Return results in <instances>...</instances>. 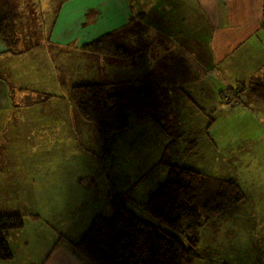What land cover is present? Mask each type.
Masks as SVG:
<instances>
[{"label": "crops", "instance_id": "1", "mask_svg": "<svg viewBox=\"0 0 264 264\" xmlns=\"http://www.w3.org/2000/svg\"><path fill=\"white\" fill-rule=\"evenodd\" d=\"M141 1H144L140 8L145 12L143 31L147 50L140 53L139 58L133 57L140 64L138 69L133 66L131 58L129 61L115 59L111 63L106 56L96 55L101 66L113 64L112 69L117 72L148 71L153 66V60L164 55L163 50L170 46L167 54L173 52L182 57L188 72L180 82L185 92L173 94L177 96L173 99V105L177 106L178 101L183 100L180 95H192L187 87L195 89L198 94L196 96L202 99L206 92H214V87L216 92H221L224 89L222 86L226 89L238 83H248L259 76L264 77V0H139V3ZM25 2L27 7L22 5ZM135 4L133 0H18L16 3L19 13L18 33L21 26L26 31L31 30L28 21H31L30 16L34 14L33 22H38L47 31L50 29L52 48L67 50L69 54H74L75 59L72 61L56 57L54 52H47L41 43H35L24 53H13L7 51L6 43L0 38V213H19V204L34 199L38 194L35 185L41 183L40 177L44 174L41 168L49 163L32 159L29 152L33 151V147L26 138L31 134H35L37 141L42 136L52 137V145L44 149L52 151L51 162L55 172L52 175V200L76 201L74 205L64 208L70 215L78 217L79 226L84 229L82 233L96 214H103L102 202L98 199H104L107 209L113 211L114 195L103 186L106 183V164L104 161L99 162L100 154L107 150L110 152V146L113 149L116 145L119 149L124 136L137 134L139 125L159 135L158 140L165 136L167 138L160 124L152 117L138 121L130 115L134 119L129 118L128 127L122 134H117L113 144L106 147L98 130L82 120L66 98L51 100L49 107L54 109L52 112L47 110V105L22 107L11 103L12 91L15 93V103H20L26 93L52 92L53 86L59 87L62 84L59 82V75H62L59 72L65 71L69 63L76 70L89 62L93 63L96 57H90L83 50V45L104 32L119 29L125 31L128 23L132 22ZM135 36L138 35L132 34L130 37L136 43L134 48H137ZM46 48L50 49L48 44ZM20 65H26V68H20ZM55 79L58 82H54ZM242 103L248 106L252 104L253 110L256 107L264 113V99L252 92L246 91L243 94ZM171 115L178 119V108L172 106ZM181 126L183 128L179 121L174 127L175 133L179 132ZM134 143L125 144V150L130 149ZM107 164L111 168V163ZM88 171H91V175ZM108 173H112V168ZM86 185L92 187V193ZM131 192L132 188L130 201L137 203V197L132 196ZM151 192L147 193V198ZM88 199H92V202L89 203ZM76 211H80L78 215ZM219 220L214 224H219ZM203 226L201 231L204 230ZM27 230L21 227L7 232L6 237L13 254L11 259H16L20 250L29 247L27 257L34 259V262L24 261L25 264H89L72 246L74 240L71 238L65 237L62 242L61 238L55 240L57 242L54 247L49 239L41 240L40 243L30 242ZM241 239L238 238V244ZM222 241L225 244L227 240ZM51 246L54 248L51 249ZM46 252L45 259L40 262L38 258ZM6 260L0 259V264H6Z\"/></svg>", "mask_w": 264, "mask_h": 264}, {"label": "trees", "instance_id": "2", "mask_svg": "<svg viewBox=\"0 0 264 264\" xmlns=\"http://www.w3.org/2000/svg\"><path fill=\"white\" fill-rule=\"evenodd\" d=\"M17 2L0 0V38L6 43L7 51L23 53L27 49H19ZM129 26L128 23L126 28ZM128 31L134 32L129 28ZM120 37V29L104 32L85 43L83 50L90 57H112L111 63L115 59H132L137 68L140 64L133 57L139 58L147 50V41L137 49L130 36ZM169 49L170 46L166 47L164 55L153 60L151 70L139 73L117 72L109 63L101 66L97 57L78 70L69 63L65 71L59 72L62 84L53 86L52 92L26 93L20 103H15L12 91L11 103L48 107L51 100L66 98L81 119L98 130L109 147L117 134L128 127L130 115L138 121L152 117L161 126L172 118L173 99L177 97L173 94L185 92L180 82L188 72L184 59L173 52L167 54ZM246 91L264 99V77L229 86L220 96L224 102L239 104ZM171 145L170 141L168 146ZM161 162L168 167L167 177L144 204L151 218L129 205L130 191L116 193L112 198L113 213L96 214L81 237L71 242L89 264H195L203 257L198 229L211 220L225 218L245 198L235 178L209 176L166 159L165 155ZM23 225L22 214L0 213V259L12 258L6 234Z\"/></svg>", "mask_w": 264, "mask_h": 264}, {"label": "rangeland", "instance_id": "3", "mask_svg": "<svg viewBox=\"0 0 264 264\" xmlns=\"http://www.w3.org/2000/svg\"><path fill=\"white\" fill-rule=\"evenodd\" d=\"M137 1L138 3L135 4L133 0L135 11L128 27L134 32L129 33L126 28L125 31H120V38H128L132 34L133 36L137 34L138 36H135L134 39L138 49L145 37L143 31L145 12L140 8L144 1L141 3L139 0ZM22 5L27 7L26 2ZM30 17L31 21L28 22L31 30L26 31L22 26L19 28L20 36H18L21 37L19 49L28 51L35 43H41L47 52H54L56 57L60 58L61 56L65 60L68 58L74 61L75 56L69 54V51L52 48L50 32L38 25V22H33L34 14H31ZM47 44L50 49L46 48ZM57 52L63 53V55ZM107 58L113 59L109 56ZM19 67L25 69L26 65ZM136 67L138 69V66ZM222 87L225 90V87ZM187 88L192 91L191 96L194 98L184 94L180 95L186 100H180L178 106H173L178 108L179 118L171 115L172 118L165 120L164 126L160 125L162 133L167 134L166 139L165 136L158 140L159 135L151 133L144 125H139L136 129L138 130L137 134L124 136L119 149L115 145L113 149L111 147L110 152L107 150L100 154L99 162L104 161L106 164L104 166L106 183L103 186L106 190L113 192V195L117 192H129L132 188L131 195L136 196L138 202L135 203L131 200L129 205L138 213L146 216L148 212L145 211L144 204L147 193L150 190L154 191L167 177L164 171H168V167L161 162L163 155L166 159L182 166L199 168V171L209 176L236 177L237 179H235L243 188L245 198H247L242 200L224 220H222L223 218L219 220V224H214L216 220H211L203 226V231H201L202 227L198 229L199 246L203 257L195 264H264V131H261L264 129V113L256 107L253 110L252 104L248 106L244 103L224 102L220 92L215 91V87L213 88L214 92H206V96L202 99L196 96L198 94L195 89ZM50 100L51 98H49ZM47 110L52 112V108L49 106ZM226 114L227 116H225ZM132 119L134 118L131 116L130 120ZM179 121L182 122L183 128L181 126L177 134L174 127ZM26 138L33 147V151L29 152L33 156L32 159L49 164L48 166L43 165L41 168L44 174L40 177L41 183L35 185V192L38 193L37 198L19 204V213L24 218L23 229H28L26 235L30 236V242L33 243L49 239V242L54 246L59 238L62 242L65 237L76 241L83 234V226H79L76 215H70L69 211L64 208L74 205L76 201L70 199L52 200V175L55 173L51 162L52 151L44 150L52 145V137L42 136L37 141L35 134H31ZM170 141L172 145L168 146ZM129 143H134V145L125 150L124 145ZM164 150H166L165 153ZM107 163H111L112 173H108L111 168ZM99 169L101 171V166ZM88 172L91 175V171ZM142 177L145 179L144 181H142ZM138 181L140 184L137 186ZM85 184H82L81 187L83 188ZM135 185L137 188L134 187ZM87 187L92 193V187ZM98 200L102 202L101 212L105 216H109L113 211L107 209L104 199ZM87 201L90 203L92 199ZM79 212L76 211V214L78 215ZM149 217L151 218V216ZM39 225L41 226L38 231L33 233ZM45 229H47V234ZM238 238H242L239 244L237 243ZM55 240L57 241L54 242ZM222 240L227 241L224 244ZM28 252L29 247L23 248L16 259L6 260V264H25L23 262H29V260L34 262V259L27 257ZM46 254L47 252L38 258L40 262L45 259Z\"/></svg>", "mask_w": 264, "mask_h": 264}]
</instances>
